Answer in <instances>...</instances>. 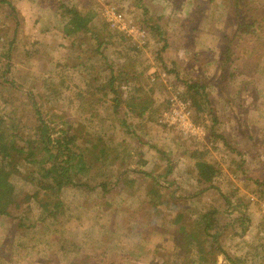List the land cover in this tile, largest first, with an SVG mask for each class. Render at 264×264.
<instances>
[{
    "label": "rangeland",
    "instance_id": "rangeland-1",
    "mask_svg": "<svg viewBox=\"0 0 264 264\" xmlns=\"http://www.w3.org/2000/svg\"><path fill=\"white\" fill-rule=\"evenodd\" d=\"M11 1L20 12L23 31L15 37L12 66L6 74L15 85L0 80L8 111L14 105L12 117L21 122L18 128L24 137L36 135L37 115L23 101L27 92L32 93L45 118L71 121L84 136L88 161H96L92 156L100 153L102 164L93 168V178L88 179L94 188L65 187L64 210L55 219L39 223L37 230L15 229L10 218L0 216V264H78L87 254L100 258L101 264L114 260L119 264H201L195 250H186L178 228L181 223L199 234V214L211 209L218 211L210 223V233L218 234L215 245L221 247L215 255L217 264H232L240 256L246 261L247 250L253 258L243 264H264V246L260 248L264 245V187L248 180L264 163V31L236 33L239 19L250 22L264 17V0H240L238 5L236 0H83L87 5L83 9L94 11L92 27L100 39L108 40V31L115 35L103 46L100 60L91 33L78 42V50L71 48L73 38L64 36L53 7L42 5V0ZM106 1L116 2L136 21L157 22L164 38L159 40L161 35L153 30L149 45L136 50L132 41L127 37L123 41L106 26L101 14ZM14 31L13 19L1 14L0 52L2 40L10 41ZM230 43L232 55L224 67ZM105 56L118 69L135 68L124 85H134L136 94L146 99L148 91L159 93L160 106L151 121L126 115V103L111 113L113 104L101 101L108 97L104 75L110 72ZM163 72H167L165 80ZM152 76L156 81L152 82ZM197 78L208 83L217 117L212 127L211 115L197 114L208 131L207 158L221 171L210 188L198 185L191 157V150L204 146L160 120L169 95L165 81L185 93L186 81ZM120 119H126V124ZM19 144L25 141L19 138ZM19 169L12 177L17 190L34 191V184L27 180L34 170L24 161ZM151 173L161 184L155 187L162 196L157 208L148 202L154 184ZM101 180L107 188L97 185ZM32 205L37 219L42 209L35 201ZM181 213V222H175ZM240 214L245 217L243 225L237 220ZM244 241H249L250 248H244Z\"/></svg>",
    "mask_w": 264,
    "mask_h": 264
},
{
    "label": "trees",
    "instance_id": "trees-1",
    "mask_svg": "<svg viewBox=\"0 0 264 264\" xmlns=\"http://www.w3.org/2000/svg\"><path fill=\"white\" fill-rule=\"evenodd\" d=\"M239 2L240 0H236V5H238ZM42 3L44 6L54 8L55 14L60 18V26L64 36L71 39L73 38L70 44L72 49H77L76 45H79L78 42H81L85 38V34L91 33L92 37L96 39V42L92 43V45L94 46L95 54L100 55L98 60L104 57L103 46L109 42L111 43L115 35L107 30L108 40L102 41L100 39V34L95 32L92 27L94 11L89 6L88 11H85L83 7L86 8L87 5H84L83 0H42ZM261 7L262 6H260L259 9ZM1 14L4 16L8 14L9 17L13 19L15 31L14 37L10 41L2 40L3 52H0V80L14 86V82L9 81L6 74L12 66L9 60L12 58L11 54H13L12 48L16 40L15 37L19 34L21 35L23 31V22L18 8L11 0H0V15ZM253 18L254 19H251L252 21L250 20V22H247L249 21L247 18H244V21L243 19H239V26L236 33L242 30L243 32H247V30H253L254 32L264 31V17ZM147 22H150V24L148 25ZM140 23L146 28L149 27L148 30L150 35L154 34L152 31L155 30L156 35H161L159 40L164 38L165 32H163L157 22L149 20ZM106 26H108L107 23ZM244 26L246 27L245 29H243ZM116 35L125 41L124 35L117 33ZM92 37L90 36V39H92ZM231 40L232 39H229V41ZM7 44L8 47L6 48ZM148 45L149 44L146 46ZM134 48L136 50L141 49L136 45H134ZM163 48H166V44ZM231 52L232 46L230 43L224 52V59L222 62L224 67L231 59ZM4 57L6 62L3 59ZM104 59L110 72L108 75H104L106 77L105 89H107L105 95H108V92L111 91L113 100L116 103L113 105L115 108H119L120 104H123V93L129 87V85H126L127 88H125L124 85L126 84V76L134 72L135 68L134 70L118 69L116 63L114 64V60H111L107 56H105ZM123 66H125L124 63ZM92 68L93 67L89 66V69ZM101 69L100 67V70ZM97 70H99V68ZM100 70L97 73L101 75L102 73ZM60 84H64V81H61ZM58 94H62V92ZM182 94L184 98L191 101L195 121H203L204 119L199 120L201 117L199 118L197 114L205 113L206 115L208 114V117L211 115L212 127H214L217 117L206 80L202 78L187 80L185 93ZM26 95L27 99L23 100L24 104L37 115L39 122L35 127L36 135H30L28 137H24V135H22L23 133L18 128L21 122L12 117L15 111L14 105L10 107L8 111V100L5 97V93L0 90V216L10 218L13 221L15 229L29 230L32 228L37 230L40 225L39 223H42V221H45L49 217L55 219V217L64 210L65 201L62 198V192L65 187L94 188V186L90 185L88 179L93 178V168L99 166L102 162L101 157L97 156L100 155V153H94V148L91 149V152L96 154V156H92V159L97 162L88 161L87 150L82 146V144H84V136L74 128L71 121L61 118L55 122L49 116L45 118L43 110L35 95L29 92H27ZM146 101L148 102L147 99ZM167 103L168 102H166L164 108L167 106ZM126 104L127 107L132 108L135 114L138 115H142L144 109L148 108L147 103L140 105L127 101ZM120 120L122 125H125L127 122L126 119ZM19 138L25 141L24 145L19 144ZM104 152L105 151L102 149L101 154ZM208 154L209 149L205 146L191 150V157L195 160L194 169L196 172V181L202 188H210L213 186V181L221 172L219 166L207 158ZM22 161L28 163L34 170L31 177L27 176V180L34 184V191H18L12 179L13 175L19 172V164ZM171 169L172 168L169 167V173H171ZM150 176L153 178L154 184L149 190V194H147L149 196L148 202L157 208L162 202V196L156 193L158 191L155 187H161V184L155 175L151 173ZM118 179L119 178H117L116 183L119 182ZM248 180L257 187H264V163H261L253 170ZM97 185L107 188L108 184L105 180H101ZM254 192H256V190ZM198 193L199 192H196L194 195L196 196ZM154 194H157L158 197L154 198ZM33 201L42 209V213L37 219L33 216ZM217 213L218 211L216 209H211L206 213L199 214L200 217L197 219V224L202 228L199 234L195 231H187L186 226L180 223L183 218V213L177 215L174 219L175 222L180 223L178 232L183 234V242L186 250H195L201 264H217L218 262L215 257L217 251L221 252V247H216L215 245L217 244L216 238L218 234L210 233V227H212L210 223ZM237 220L243 225L245 222L244 214H240ZM142 232L144 233V231ZM14 250L16 251V248ZM82 257V261L80 262L79 260L78 264H101V259L91 254ZM226 257L229 258L231 256L226 255ZM239 258L240 257L234 260L232 264H242L243 261ZM103 262L105 263L106 261ZM111 263L119 264V261L114 260Z\"/></svg>",
    "mask_w": 264,
    "mask_h": 264
},
{
    "label": "built area",
    "instance_id": "built-area-1",
    "mask_svg": "<svg viewBox=\"0 0 264 264\" xmlns=\"http://www.w3.org/2000/svg\"><path fill=\"white\" fill-rule=\"evenodd\" d=\"M101 14L108 27L117 34L124 35L138 48H145L151 41L148 28L136 21L124 11L116 2L106 1L101 5ZM165 80L167 72H163ZM152 82L156 77H151ZM168 86L167 106L161 113V122L169 128L176 130L183 137L190 139L198 146H210L208 143V131L204 124L196 122L191 101L184 98L182 91L174 85ZM171 84V83H170Z\"/></svg>",
    "mask_w": 264,
    "mask_h": 264
},
{
    "label": "crops",
    "instance_id": "crops-1",
    "mask_svg": "<svg viewBox=\"0 0 264 264\" xmlns=\"http://www.w3.org/2000/svg\"><path fill=\"white\" fill-rule=\"evenodd\" d=\"M102 68V67H101ZM106 82V81H105ZM128 85V84H127ZM106 87V86H105ZM134 87V85H130L129 84V88H127L126 87V85H125V88H127V90H125V92L123 93V95H124V99H123V104H125V103H127V101H129V102H131V103H137V104H140V105H143V104H145V103H147V105H148V108H145L144 109V111H143V113H142V115H138V114H136V115H134V111H133V109L132 108H129V107H125L126 108V115H128V116H130V117H136L135 119H140V122H142V121H151L150 119V117H152L153 116V112L156 110V108L158 107V106H160L159 104H158V100H160L161 99V97L159 96V93H151V91H148V93H145V94H147V100H148V102L146 101V99L143 97V95H139V93L138 94H136L135 93V91L134 90H132V88ZM108 97H106L105 96V98H102L101 99V101H104V100H106V101H108L109 102V105L110 104H114L115 102H114V100H113V94H112V92L111 91H109L108 92V95H107ZM146 97V96H145ZM105 102V101H104ZM116 104V103H115ZM123 104H120V107L121 106H123ZM110 107L111 108H109V112H111V113H116V109H119V108H114V105H110ZM139 122V123H140ZM150 163L148 162V165H149ZM147 164H146V167L148 166ZM245 244V246H244V248L245 249H247V248H250L249 247V245H248V243H249V241H244V242H242V244ZM259 245H256V247H258ZM263 246L264 245H260V248H263ZM255 247V248H256ZM245 255H248L249 257H247V259H246V261H245V258H242V256H240V258L239 259H242L241 261H243L242 262V264L244 263V262H246V263H248V259H252L253 257H250V256H253L252 254H250V251H246L245 253H244ZM240 261V262H241Z\"/></svg>",
    "mask_w": 264,
    "mask_h": 264
}]
</instances>
